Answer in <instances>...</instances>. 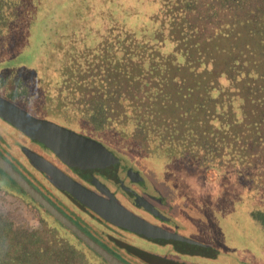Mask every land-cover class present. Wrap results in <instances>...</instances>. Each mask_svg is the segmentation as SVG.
<instances>
[{
	"label": "trees",
	"instance_id": "1",
	"mask_svg": "<svg viewBox=\"0 0 264 264\" xmlns=\"http://www.w3.org/2000/svg\"><path fill=\"white\" fill-rule=\"evenodd\" d=\"M42 10L58 13L53 17L66 24L64 30L79 28L88 37L94 29L101 36L97 46L82 52L73 48L64 71L68 80L79 71V81L92 84L81 91L92 89L97 99L108 103H100L102 109L90 104V117L102 116L101 124L106 110L112 112L123 99L126 130L133 127L127 134L160 142L170 135L169 126L177 140L185 138L183 123L195 119L191 137L195 135L197 143L203 136L213 145L224 140L230 150L237 146L241 163L253 165L237 166L254 172L256 185L264 187V0H0V28L19 14L31 24ZM63 14L74 20L67 25ZM67 83L71 89L77 86L76 81ZM180 109L184 122L176 117ZM0 172L11 184L5 187L41 207ZM251 216L264 223V205ZM7 226L10 229L11 223L0 222V264H41L37 258L21 257ZM49 241L56 244L58 238ZM185 245L184 252L205 254L203 244ZM66 246L69 256L54 254L55 264L72 262L71 252L79 247L70 240Z\"/></svg>",
	"mask_w": 264,
	"mask_h": 264
},
{
	"label": "rangeland",
	"instance_id": "2",
	"mask_svg": "<svg viewBox=\"0 0 264 264\" xmlns=\"http://www.w3.org/2000/svg\"><path fill=\"white\" fill-rule=\"evenodd\" d=\"M57 14L39 11L35 22L31 24L26 16L19 14V19L0 28L1 106L9 102L36 120L58 123L82 137L102 142L121 158L124 157V160L137 162L149 174L148 180H152L166 205L174 208L179 206L189 219H182V222H193L186 234L196 237L200 244L204 245L205 242V254H200L204 255L203 258L196 256L195 260L207 264H264V223L251 216L252 211L264 205V187L256 185L258 180L254 172L237 166L238 163L242 164L239 159L241 149L236 146L230 150L224 140L213 145L206 141L203 133L202 140L197 143L195 135L191 137L196 130L193 125L195 119L183 123L188 136L180 137L181 140H177L171 126L165 142L157 138L143 139L137 133L128 135L127 132L133 127L126 130L123 99L115 102V107H111L114 108L112 112L106 110L107 114H103L106 117L99 124L102 116L90 117L87 112L94 106L102 109V102L96 98L92 89L84 87L86 92L80 89L83 86L92 88L91 81H79V71L68 80L64 71L73 48L82 52L86 47L97 46L101 36L94 29L90 30L88 37L80 34L79 28L64 30L62 25L66 24L53 17ZM62 19H66L67 25L74 20L69 14H63ZM68 81L72 85L76 81V88L71 89ZM182 115L183 110H177L178 120L183 121ZM197 135L200 136L199 133ZM17 137L16 131L0 121V145L6 147L16 159H22V144ZM242 165L250 168L253 166ZM30 172L33 174L31 177H36L35 170ZM37 178L41 180V185L50 188L52 192L49 197L55 203L70 215H80L84 221L80 224L96 237L105 242L113 239L115 246L131 263L178 264L166 263L162 259H135L127 254L128 246H138L156 253H162L165 249L156 247L158 243L152 244L150 240L114 229L113 225H106L105 222H92L91 217L81 212L79 206L66 194L52 189L40 174ZM3 184L10 183L0 172V222L11 223V228L7 226V229L10 235L16 237L21 257L25 259L30 256L31 260L37 258L41 264H55L54 254L61 258L69 256L66 241L70 240L79 247L77 251L71 252L70 264H107L105 260L93 255L81 241L77 243L70 231H63L58 221L45 209L30 202L22 194L10 191ZM3 231L4 228H1L0 234ZM52 236L58 238L56 244L49 241ZM23 244L25 247H22ZM174 254L179 256L178 252ZM174 254L169 252L170 257H174Z\"/></svg>",
	"mask_w": 264,
	"mask_h": 264
},
{
	"label": "flooded vegetation",
	"instance_id": "3",
	"mask_svg": "<svg viewBox=\"0 0 264 264\" xmlns=\"http://www.w3.org/2000/svg\"><path fill=\"white\" fill-rule=\"evenodd\" d=\"M0 121L7 124L9 129L17 132V139L22 144L21 149L23 157L22 159H16L15 156L9 153V150L6 147L1 145L0 154L8 162H10L11 165L25 179L37 188L59 211L67 216L72 222L77 224L85 233L95 239L108 251L122 259L127 264H134L131 263L132 261L130 262L128 258L124 257V255L119 251V248L115 246V241L113 239H110V243L96 237L93 232L80 224V222H84L80 215L79 217L75 214L70 215L59 204L55 203V201L49 197L52 191L47 185H41V180L37 178L38 174H40L46 182H49L52 189L66 194L72 201H74L75 204L79 206V210L81 212H86L91 217L93 220H91L92 222H105L106 225H113V227H115L114 229L117 228L126 233L134 234L138 237L150 240L151 242H149L152 244L158 243L155 244L156 247L165 249L162 253H156L148 249H141L138 246H128L129 251H127V254L133 256L135 259H141V257H143L148 261L152 259H157V261L162 259L166 263L169 261L170 263L177 262L178 264H207L194 259L196 256H200L199 258H203L202 256H204L200 255L198 250L192 251L193 253L184 252L187 249V245H185V243H189L186 240L197 243L200 241L196 237L194 238L189 234H186L189 233V229L193 226V222H182V219L187 220L188 218L181 212L179 206L174 208L173 206L169 207L166 205V202L163 200V196L155 189L152 180H148L149 174L145 172L137 162L124 160V157L121 158L120 155L111 150L108 146L104 145L102 142L93 141L89 138V140L99 146L105 154L94 151V154H96L97 157L88 155L79 145L76 146L73 142L68 141L66 143V148L73 154L71 159L75 160L72 161L74 164H69V158H64V155L68 157L67 152L63 151L62 154L58 153L56 150L48 147L33 136H29L20 127L15 126L10 120L5 118L1 113ZM49 123L55 126L56 129L62 128L69 130L75 137L88 139L87 137H82L77 132H74L58 123ZM37 156L43 157L61 173L65 174L89 191L104 199H113L116 204L148 222L151 226L158 227L171 234L179 235L185 241L174 242L158 238H155L156 240H152L104 219L94 210L78 200L72 193L61 187L59 183H57L56 178L52 177L36 165L34 163V157ZM85 161L87 162V165L85 164ZM82 163L84 165H82ZM30 170H35L37 173L35 174L36 177H31L33 174ZM81 170L85 171L81 172ZM203 243L205 245V242ZM176 251L179 253V256L174 254L177 253ZM169 252H172L175 256L170 257ZM183 256L185 258H183Z\"/></svg>",
	"mask_w": 264,
	"mask_h": 264
},
{
	"label": "water",
	"instance_id": "4",
	"mask_svg": "<svg viewBox=\"0 0 264 264\" xmlns=\"http://www.w3.org/2000/svg\"><path fill=\"white\" fill-rule=\"evenodd\" d=\"M6 103V102H5ZM3 104V103H2ZM0 113L10 120L15 126L20 127L26 134L33 136L43 142L48 147L56 150L58 153L67 152L69 158L68 163L74 164L72 152L66 148L68 141L73 142L76 146L79 145L88 155L97 157L94 151L102 152V149L89 139L75 137L69 130L58 128L44 120H36L29 115L12 106L11 103H6L1 106ZM57 140V142H56ZM79 147V148H80ZM34 163L43 171L57 179V183L78 200L94 210L104 219L113 222L118 226L127 228L139 235L149 239H167L171 241H185L179 235L168 233L158 227L151 226L148 222L137 217L131 212L115 203L113 199H104L97 194L89 191L79 183L75 182L65 174L61 173L50 162L43 157H34ZM0 170L6 173L26 194H28L35 202L43 209L50 213L61 225L67 228L73 235L80 239L84 244L101 256L107 264H127L122 259L108 251L105 247L99 244L95 239L85 233L77 224L72 222L67 216L59 211L37 188H35L27 179H25L12 165L0 154ZM187 242L197 243L186 240ZM199 249V247H197Z\"/></svg>",
	"mask_w": 264,
	"mask_h": 264
}]
</instances>
